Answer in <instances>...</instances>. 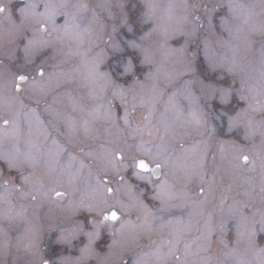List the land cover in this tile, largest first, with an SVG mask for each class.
Listing matches in <instances>:
<instances>
[{
	"label": "snow or ice",
	"instance_id": "6c2138e0",
	"mask_svg": "<svg viewBox=\"0 0 264 264\" xmlns=\"http://www.w3.org/2000/svg\"><path fill=\"white\" fill-rule=\"evenodd\" d=\"M217 6L209 5L204 0H181L179 5L168 4L160 10V5L155 0H145L143 23L147 25L146 30L138 36L133 34L130 39L109 43L108 50L111 52V59L115 61V67L108 72H101L96 61L89 63L90 50L85 49L82 53H76L81 57L83 71L73 69L71 72H55L48 71L46 65H41L32 70V75L25 74L27 64L37 54L34 51V45L38 42L29 40L24 48L25 64L11 73V79L4 76L0 80V110L8 111L13 105H19V109H25L27 108L24 103L25 98L38 101L46 99L53 92L59 96L60 93L57 90L64 86L85 89L87 97L93 102L105 100L103 93L111 91L112 99L107 100L109 108L103 117L107 127L92 128V120L85 119L83 115H76V113L84 112L83 106L70 103L64 106L66 113L64 124L56 126L55 130L64 137L67 145H74L81 152H85V148L81 146V132L84 136L93 138L103 135L110 140V143L117 144L118 147L112 148L106 154L102 163L104 175L96 180L95 185L84 182L81 186L77 181L85 165L81 163L79 169H74L75 157L71 152L67 153L66 158L61 159L65 152L64 148L58 147L57 150L46 148L44 141L49 138L50 133L44 136L43 141L39 138L35 140L29 138L25 141L24 151H21L19 141L23 133L17 116L3 119L0 143H10L11 148L0 149V162L6 165L8 170L6 172L4 168H0V188L4 189L6 195L3 200L8 205L3 212H0V220L8 225V227H0V255L7 257L14 246L16 253L22 251L25 255H31L39 260V264H83L92 257L93 246L101 235V229L112 227L106 222H120L123 214H130L136 210L140 212L136 216L138 223L124 221L121 223L119 234L124 237L125 230L130 229L127 237L130 245L135 244L141 236L149 238L152 251L144 253L137 264H206L205 257L209 255L211 247L209 237L207 235L203 239L197 237L193 241L195 248L185 247L181 252L180 244L184 231L191 232L199 221L194 224L191 219L193 212H188L189 221L184 224L183 215L177 217L173 210H182L190 204L206 202L212 191V185L204 180L202 172L207 154L201 156L199 163L195 166L189 165L187 163L189 157L174 155L175 143L193 134L212 136L217 133L219 126H212L211 122L226 119L227 133L242 127L245 140L251 141L259 135L261 143L264 144V0H250L248 3H243L241 0H228L227 15L219 21L221 35L216 40V44L223 52L206 44L203 49L204 60L199 61V34L211 31L215 25L213 20L207 17L206 23L202 24L201 17L195 13L201 9L208 11L210 7L215 9ZM38 7L40 5L29 0L23 8L10 12L11 4L6 0H0V14H4V19L13 25L12 29L0 34V39L6 40L8 44L14 43L15 37L19 35L20 26L28 18L35 19L39 16L46 21L50 20L56 14L57 8H66L67 4H54L52 0H45L43 13L37 11ZM80 7L86 6L80 5ZM100 7L107 10L108 5L101 4ZM176 7L181 8L184 15H174L172 9ZM158 10H160L159 15H157ZM17 14L20 18L19 25L15 24ZM96 19L93 14L92 20ZM37 23L39 24L37 31L48 37L52 36V32L60 30H63L65 34H74L77 40H82L87 35L77 17L71 14L63 26L54 25L52 31H49L46 22L38 19ZM189 23L196 26L186 28ZM176 37L184 39V43L179 48L172 47ZM39 43L43 47H48L51 41ZM257 43L260 46V82L256 90L258 96L246 95L242 87L240 99L248 102L253 112H261V119L255 120V117L247 110L236 115L220 112L219 108L231 105L233 92L230 87L220 85L214 79L215 74L221 69H226L234 77L239 76L242 85H247L248 80L252 78L248 71L251 63L249 53ZM62 51L61 49L60 52ZM137 58L140 64L150 69L143 73L144 79L138 76L141 69L137 65ZM121 80L124 83L131 81L128 90L121 87ZM172 85H174V91L168 96L169 107L165 108L163 114L154 118L157 102ZM97 86H99L98 89ZM137 87L143 95L134 94L129 101L128 91ZM197 92L199 95H196ZM138 95H140L139 105L137 104ZM177 97L189 101L190 119H186L183 123L179 122L178 114L172 111L178 106ZM117 98L125 105L123 126L113 118L111 112L112 100ZM138 106L145 107L147 114L143 115L136 127H133L132 113ZM54 119H59V113L54 116ZM80 120H84L83 128L78 123ZM8 128L12 129L11 134L8 133ZM129 139L133 143H129ZM51 143L59 146V141L55 138ZM149 145L151 147H148ZM179 147L183 149L182 144ZM240 151H242L240 148L233 145L234 158L237 161L242 159L245 165L251 163L253 166L249 171H255V160L248 154L239 155ZM86 155L94 156V153L89 150ZM253 156L260 159L262 172L260 193L264 197V152L254 153ZM129 169H131L130 176L126 175ZM13 172L15 175H11ZM65 177H67L66 182ZM133 177L136 181L143 182L145 188L152 186L153 199L159 202L156 212L144 203L142 197L146 193L139 188L138 184L134 185L130 182ZM194 179H199L197 196H203L205 200L194 201L189 196L188 184ZM57 187L63 190L58 191ZM89 192L91 195L87 194ZM13 193L27 203L20 204L16 209L9 199ZM45 200L62 207L71 215L85 211L99 212L102 216V219L93 218L84 224L77 222L72 230H61L56 243L65 246V249L69 246L75 247L78 236L87 237V243L79 248L80 254L75 260L70 256L44 258L40 255L38 245L32 242V237H29L28 244L18 239L17 243L12 245V237L9 235L10 227L27 222L29 207L33 210L43 207ZM65 200L67 203L63 204ZM165 214H168L171 219H165ZM240 218L237 242H239L240 228H252L254 232L258 224L259 230L264 231V219L256 221L254 215L249 217L242 212ZM249 219L252 223L246 225L244 221ZM89 224L91 230L85 231ZM174 224L183 225V229L175 227ZM220 227L223 229L224 224L222 223ZM196 230L199 231V228ZM28 231L26 228L25 233ZM112 235L113 244L120 243L115 238L117 233L114 232ZM153 236L156 239H152ZM260 251L264 253V249ZM190 257L195 259H189ZM0 264H9V261L5 259L0 261ZM10 264H23V261L17 259ZM260 264H264V258L260 260Z\"/></svg>",
	"mask_w": 264,
	"mask_h": 264
},
{
	"label": "rangeland",
	"instance_id": "374dc122",
	"mask_svg": "<svg viewBox=\"0 0 264 264\" xmlns=\"http://www.w3.org/2000/svg\"><path fill=\"white\" fill-rule=\"evenodd\" d=\"M12 1L14 0H6L8 3ZM33 2L40 5L37 9L39 13L45 11L43 7L45 0H33ZM155 2L160 5V10H163L168 4L179 5L181 0H155ZM207 2L209 5H218L219 0H207ZM241 2L248 3L250 0H241ZM27 3H29V0H21L19 5H22L19 8H16V10L23 8ZM52 3H66L67 7L57 8L55 10L56 14L52 16L50 20L46 21L39 16L35 19L30 17L20 26L19 35L15 37L16 43L14 41L16 44L15 47L18 48L19 46L15 56V62L13 63L15 70L17 67L25 64V47L22 48L19 44L21 40L26 39L28 43L29 40H35L38 42L34 45V51H36L37 54L34 56L33 60L27 64L25 69V72H29L31 75L33 74L32 70L37 69L38 66L41 65H46L48 71L71 72L73 69L83 71L84 69L81 67V57L76 55V53H82L85 49L90 50L88 53V62L91 63L96 61L99 64L101 72H108L111 68L115 67V61L111 59V52L108 50L109 43H118L121 40L130 39L133 34L138 36L147 28V25L143 23V14L145 11L144 5L128 6L123 3L122 0H94L92 1V4L87 0H52ZM227 3L228 0H226V3L224 4V6L226 5V14L219 16V18L215 17V15L213 16V13L217 10L218 6L215 9L210 7L208 11L201 9L195 14L201 17L200 22L202 24L206 23L207 17L211 18L215 25L211 31H205L199 34V61L204 60L203 49L206 44L217 51L223 52V50L219 49L216 44V40L217 37L221 35L220 31L217 32L220 28L218 21L227 15ZM101 4L108 5L107 10L101 8ZM73 5H76V7H73ZM80 5L86 7L81 8ZM160 10H158L157 15L160 14ZM257 11H259V9H257ZM172 12L176 16L184 15V11L179 7L172 9ZM69 14L75 15L77 20L80 21L83 30L87 32V35H85L82 40H77L74 34H65L63 30L52 32L51 37L37 31L39 29V24L37 23L38 19L41 22H46L49 31H52L54 25L57 27L63 26L65 21L69 19ZM93 14H95L97 18L95 21L92 20ZM17 17L18 20L15 24L19 25L20 18L18 14ZM214 19L217 21H214ZM195 26V24L189 23L186 25V28ZM10 29H12V27L5 26L4 20L0 21V34L5 33ZM224 35L226 38V34ZM40 41H43L44 43L51 41V43L48 47H43L40 45ZM14 43L8 44L6 40L0 39V52L2 55L10 56L14 52ZM183 43L184 39H180L179 41L176 39L175 43L172 44V47L179 48ZM259 47L260 46L257 43L251 53H249V60L251 63L248 71L252 78L248 80L247 85H242L241 78L239 76L234 77L231 73H228L226 69H221L215 74L214 79H216L220 85L230 87L233 92L231 105L219 108L218 110L220 112H226L228 115H236L237 113L247 110L255 117V120L259 121L261 119L262 113L253 112L252 109L249 108L248 102L242 100L243 104L239 105L237 101L240 97V90L242 87L246 95L256 94L258 96V91L256 90H258L260 82ZM61 49L63 50L62 52H60ZM54 65L56 67H53ZM8 67L9 65L6 63L0 64V80H2L4 76L11 79V73L13 71ZM168 67H171L170 63ZM149 70L150 69L146 70L144 73ZM138 76L140 79H144L143 74L138 73ZM245 79H247V77H245ZM120 84L122 88L128 90L131 86V81L124 83V81L121 80ZM98 88L99 86H97V89ZM57 91L60 93L59 96H57V93L53 92L50 93L46 99H40L38 101L25 98V104L26 101L34 104V106L29 107L31 110L27 115L24 114L27 108L23 111V109H19V105H13L8 111L1 110L0 129L3 128V119L11 118L14 115L17 116L23 133L19 141V148L21 151H24L26 147L25 141L29 138L34 140L39 138L43 141L44 136L47 133H50L51 135L49 138L44 141V146L46 148H52L53 150H57L58 147L64 148L65 152L61 159L66 158L67 153L71 152L75 157L74 169H79L81 163L85 165L77 183L82 186L84 182H88L94 186L96 180L104 175L102 171V163L106 154L110 152L112 148L118 147V145L110 143V140L106 139L103 135L93 138L92 136H84L81 132V146L85 148V152H81L79 148L74 145H67L64 137L57 133L55 127L64 124V118L66 115L64 112V106L69 105L70 103H76L83 106L84 112L76 113V115H83L85 119L92 120V128L95 129L102 126L107 127L108 125L105 123L103 117L105 111L109 108L107 100L112 99V92L107 91L106 93H103L105 95V100L93 102L87 97L86 90L83 88L64 86ZM116 91H119V89H116ZM172 91H174V85L169 86L163 97L157 102V111L154 114V118L163 114L165 108L169 107L168 96ZM137 93L143 95L138 87L133 88L131 91H128L127 99L130 101L132 95ZM140 95L137 97L138 105ZM196 95H199V93L197 92ZM177 105V108L172 111L178 114L179 122L183 123L186 119H190L188 116L189 101L184 100L182 97H177ZM128 107L130 110V105ZM18 109L19 112L17 114ZM111 112L113 118L123 126L125 105L122 104L118 98L112 100ZM57 113H59V119L55 120L54 116ZM146 114V108L138 106L136 111L132 113V126L136 127L143 115ZM80 122H82L80 126L83 128L84 120H80L78 123ZM211 123L212 126H219L216 134L212 136H199L193 134L192 136H185L175 143L176 151L174 152V155L189 157L187 161L189 165L195 166L199 163L200 157L205 153L207 154L202 172L204 180L212 185V191L207 197L205 203L190 204L189 207L185 209L173 210L177 217L181 214L183 215L184 224H187L189 221L188 212H193V217L191 219L194 224L196 221H199L191 232L184 231L180 244L181 252L185 247H190V249L195 248L193 241L196 240L197 237L203 239V237L207 235L211 247L209 255L205 257L206 264H260V260L264 258V253H261L260 251L261 249H264V231L259 230V225H256L254 232L252 228H240L239 242H237V240L238 226L241 224V212L249 217L254 215L256 221L264 219V197H262L260 193L262 177L260 159L253 156L254 153L264 152V144L261 143L259 135L251 141L245 140L242 127L234 129L232 133H227L226 119H217ZM35 124L39 126L37 132H35L33 128V125ZM257 127H259V125H257ZM7 131L9 134L12 133L11 128H8ZM2 134L3 132H0V135ZM53 138L59 141V146L51 143ZM128 142L133 143L131 139H129ZM156 143H158V141H156ZM180 144L183 145V149L179 147ZM233 145L242 150L239 152V155L242 156L248 154L250 155V158L255 160V171H249L253 166L251 163L245 165L242 159L237 161L234 158L235 153L233 152ZM148 147H151V145ZM10 148V143H0V149ZM73 150H77L79 155H76ZM89 150L94 153V156L86 155V152ZM90 165L91 168L94 169L93 171L90 168ZM0 168L5 169L6 165H3V163L2 165L0 164ZM5 171L7 172L8 170L5 169ZM89 171H91V176H89ZM11 175H15V173L13 172ZM126 175H131V169L128 170ZM66 180L67 177H65V182ZM133 180V182L132 180L130 182L134 185H141L134 177ZM194 186L198 188L199 179H194L188 184L189 196H191L192 200H205V197L197 196L198 191L193 189ZM139 188L145 193L150 191L151 193H149V195L153 198V188L151 185L145 188L143 183V186ZM57 190H63V188L57 187ZM87 194L91 195L90 192ZM5 195L4 189L0 188V212H3L6 207H8L3 200ZM149 195L144 198L142 197L144 203L147 204L153 212H156V207L154 208L152 205L156 203L158 205L159 202H150L151 197ZM9 199L11 203L16 206V209L19 208L20 204L27 203L26 201L21 200L15 193H13ZM222 201L223 203H221ZM66 203L67 200L63 201V204ZM61 209L63 208L49 203L47 200L43 202V207L36 208L35 210H33L32 207H29L27 222H22L19 225H12L9 229V235L12 237V245H15L18 239H22L24 244H28L30 242L29 237H32V242L38 245L40 255L44 258L54 259L62 256H70L75 260L79 256V250L76 249L77 246H69L65 249V246L58 245L56 241L58 240L62 229L72 230L75 223H86V221L83 223V221L80 220L87 216V212L81 211L78 216L79 212L75 215H71L65 211L62 213ZM221 209L223 211H221ZM198 213H202V215H198ZM90 214V220L93 218L102 219L99 212H93ZM139 214L140 212L136 210H133L130 214L125 213V218H123L120 224L109 222L112 225L110 229H101V235L93 246L94 253L92 257L83 262V264L88 262H92V264H137V261L144 253L152 251L147 236H141L135 244L130 245L127 238L129 231L125 230L124 237H121L119 234L121 223L128 220L134 224L138 223L136 221V216ZM157 215L160 214L157 213ZM69 216L72 217L68 218ZM165 219H171V217L168 216V214H165ZM157 223H159V221H157ZM222 223L224 224L223 229L220 227ZM244 223L246 225L251 224L252 220L249 219L248 221H244ZM174 226L181 230L183 229V225L174 224ZM0 227H8V225L6 222L0 220ZM35 227H37V236L33 237L31 236V230ZM26 228L29 230L27 233H25ZM196 228H199V231H197ZM90 230L91 225L89 224L85 231ZM114 232L117 233L115 238L120 241V243L115 245L112 242V233ZM41 235H43L42 247L39 244ZM152 239H156V237L153 236ZM76 242L77 241H75V243ZM86 243L87 237L84 236L79 243L80 247ZM97 243L101 244L99 245L100 248H102L101 252H104L103 245L109 246V250L102 254L98 253L96 251ZM179 254L180 253H178V255ZM5 259L9 261V264L11 261L17 259L23 261V264H39V260L34 259L31 255H25L22 251L16 253L14 246L11 248V253L7 257L0 255V261ZM189 259H195V257H190Z\"/></svg>",
	"mask_w": 264,
	"mask_h": 264
},
{
	"label": "flooded vegetation",
	"instance_id": "af4514ba",
	"mask_svg": "<svg viewBox=\"0 0 264 264\" xmlns=\"http://www.w3.org/2000/svg\"><path fill=\"white\" fill-rule=\"evenodd\" d=\"M20 2H21V0H19ZM19 1L18 0H14V1H12V2H10V4H11V8H10V12H16L15 10H16V8H19L21 5H19L18 3H19ZM90 4H92V1H94V0H87ZM123 1V3H125V4H127V5H136V6H140V5H144L145 4V0H122ZM204 2H206V3H208L207 2V0H204ZM160 3V2H159ZM226 3V0H219V3H218V10H220V12L221 13H223V8H224V4ZM18 6V7H17ZM195 14H197V12L195 13ZM218 18H219V15H218ZM4 20V25L5 26H10V27H12L13 28V25L12 24H9L8 23V21L7 20H5L4 19V14H0V21H3ZM18 20V17H16V20H15V23H16V21ZM15 43H16V40H15ZM14 43V46H13V48H14V52L10 55V56H5V55H2V53L0 52V64H2V63H6V64H8L9 65V69L11 70V71H13L14 72V70H15V66L13 65V63L15 62V56H16V53H17V50H18V48H19V46H18V48H16L15 46H16V44ZM28 44V41L26 40V39H24V40H21L20 41V44L19 45H21V47L22 48H24L26 45ZM3 56V57H2ZM14 69V70H13ZM25 74H29V72H25ZM29 75H31V74H29ZM29 100H31V99H29ZM26 105H27V109H26V112H24V114L25 115H27V113L28 112H30V108L29 107H31V106H34V104H32V103H29V102H27L26 101ZM23 111H24V109H23ZM2 114V111L0 110V115ZM79 124H82V122H80ZM74 151V150H73ZM75 152V154L76 155H79V152L77 151V150H75L74 151ZM0 164H2V162H0ZM90 168H91V165H90ZM6 169V168H5ZM92 169V168H91ZM94 169H92V171H93ZM134 180H133V178H132V182H133ZM140 184L141 185H139V187H141V186H143V183L142 182H140ZM151 193V192H150ZM150 196V195H149ZM145 197V196H144ZM143 197V198H144ZM151 197V196H150ZM152 198V197H151ZM154 200V199H153ZM15 201H16V199H15ZM155 201V200H154ZM61 211H62V213H64V210L63 209H61ZM79 214H80V212L78 213V216H79ZM86 217H87V220H86V217L84 218V219H82V220H80V221H83V223H84V221H90V218H91V214L90 213H86ZM77 216V217H78ZM72 216H69L68 218H71ZM67 218V217H66ZM123 218H125V216H124V214L122 215V217H121V221L123 220ZM120 221V222H121ZM120 222H114V223H116V224H120ZM106 223H109V222H106ZM24 227V226H23ZM83 239V237H80V236H78L77 237V242L75 243V245L77 246V248L76 249H78L79 250V248H80V242H81V240ZM42 243H43V235H41V239H40V241H39V244H40V246L42 247ZM103 249H104V252H106L107 250H109V246H106V245H103ZM96 251L98 252V253H100V254H102V253H104V252H101V248L99 247V245H98V243L96 244ZM80 254V253H79ZM78 254V255H79ZM88 263H90V262H88Z\"/></svg>",
	"mask_w": 264,
	"mask_h": 264
},
{
	"label": "trees",
	"instance_id": "16d2710c",
	"mask_svg": "<svg viewBox=\"0 0 264 264\" xmlns=\"http://www.w3.org/2000/svg\"><path fill=\"white\" fill-rule=\"evenodd\" d=\"M180 39H183V38H178V40H180ZM181 41H183V40H181ZM254 57H255V53H254ZM136 62H137V65L140 67V69H141V74H143L146 70H148L149 68L147 67V66H145V65H143V64H140V62H139V58H137V60H136ZM238 104L239 105H242L243 104V101L240 99V97L238 98ZM238 107V106H237Z\"/></svg>",
	"mask_w": 264,
	"mask_h": 264
},
{
	"label": "bare ground",
	"instance_id": "6f19581e",
	"mask_svg": "<svg viewBox=\"0 0 264 264\" xmlns=\"http://www.w3.org/2000/svg\"><path fill=\"white\" fill-rule=\"evenodd\" d=\"M38 125H33V128H34V131L35 132H37L38 131ZM34 132V133H35ZM7 208V207H6ZM126 231H130V229H126ZM31 236H33V237H36L37 236V227H35V228H33L32 230H31Z\"/></svg>",
	"mask_w": 264,
	"mask_h": 264
}]
</instances>
